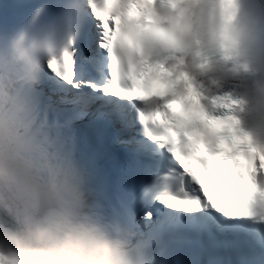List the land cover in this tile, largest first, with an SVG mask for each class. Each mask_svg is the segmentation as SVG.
<instances>
[{
    "label": "snow or ice",
    "instance_id": "1",
    "mask_svg": "<svg viewBox=\"0 0 264 264\" xmlns=\"http://www.w3.org/2000/svg\"><path fill=\"white\" fill-rule=\"evenodd\" d=\"M155 2L72 0L65 8L64 0H26L20 20L0 28L23 24V40L42 18L53 21L31 48L54 55L26 77L36 87L12 98L7 147L19 176L7 194L48 200L59 212L115 214L138 230L141 247L154 246L178 220L231 222L264 206V143L235 123L244 101L213 91L179 62L161 67L147 43ZM14 83L11 69L0 70V95ZM193 100L199 115L188 111ZM181 103L184 113L173 118ZM77 121L109 129V156L129 162L115 202L95 182L94 158L79 152ZM206 188L222 194L219 203Z\"/></svg>",
    "mask_w": 264,
    "mask_h": 264
},
{
    "label": "clouds",
    "instance_id": "2",
    "mask_svg": "<svg viewBox=\"0 0 264 264\" xmlns=\"http://www.w3.org/2000/svg\"><path fill=\"white\" fill-rule=\"evenodd\" d=\"M71 2L64 0V7ZM154 8L159 12L148 18L155 23L147 43L161 67L179 62L213 91L243 100L235 123L248 139L264 143V0H156ZM52 22L42 18L23 40V24L0 33V70L11 69L15 82L0 95V264H161L163 254L139 246L138 230L115 214L92 208L59 212L48 200L7 194L19 176L7 147L12 98L36 87L26 77L54 55L31 48L33 35ZM254 210L255 216L237 222L259 243L264 206Z\"/></svg>",
    "mask_w": 264,
    "mask_h": 264
},
{
    "label": "bare ground",
    "instance_id": "3",
    "mask_svg": "<svg viewBox=\"0 0 264 264\" xmlns=\"http://www.w3.org/2000/svg\"><path fill=\"white\" fill-rule=\"evenodd\" d=\"M97 127V126H96ZM258 243V242H257ZM208 249L211 253H215L216 254V250L215 249H212L210 246H208ZM214 251V252H213ZM229 263V262H228ZM231 264V263H230Z\"/></svg>",
    "mask_w": 264,
    "mask_h": 264
}]
</instances>
